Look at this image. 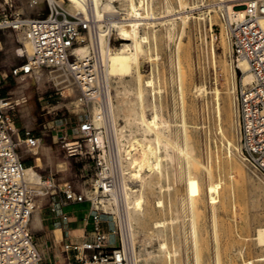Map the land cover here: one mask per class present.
I'll list each match as a JSON object with an SVG mask.
<instances>
[{
  "label": "rangeland",
  "instance_id": "374dc122",
  "mask_svg": "<svg viewBox=\"0 0 264 264\" xmlns=\"http://www.w3.org/2000/svg\"><path fill=\"white\" fill-rule=\"evenodd\" d=\"M26 1L0 0V17L6 15L9 18V13L23 17L41 16L47 13L48 6L52 3L49 0H41L42 4L39 8L34 7L29 10L25 6ZM104 1L106 0L102 2ZM111 1L114 8L116 7L120 12L122 11V5L127 2L126 0ZM154 1H156L155 11L163 9L165 1L176 9L182 4L184 6L183 12L176 13L174 16L183 14L186 19H184V23L180 18L176 19L172 39H168L165 35L163 25L156 23L154 28L159 29L161 34L157 43L159 57L153 59V61L144 59L143 62L144 74L142 80L150 75L151 70H153L154 78L161 82L163 88L160 93H156V100L161 103V112L169 122L167 137L173 160H164L167 162L168 167L171 164V168L169 167L168 176H165L168 179L165 177V179H162L163 182L168 181L170 183V188H164L158 193L162 196L163 205L156 206L157 195L152 194L149 189L146 190V201L143 205L145 212L143 225H138L133 221L131 223V229L134 233L133 251L136 255V263L264 264V242L259 241L257 237V229L264 225V176L246 162L241 152H237L234 159L241 167L242 173L240 176L232 173L234 186L230 185L231 182L229 181L231 179L228 176L230 169L225 153V143L219 133L220 120L215 111L217 101L214 90L215 87H218L221 90L220 104L224 108V114H227H225L226 117L224 115L222 118V125L228 137L240 146L237 92L241 84L242 74L236 68L235 89H230L229 66H234L237 60L232 56L225 31L226 10L221 5L225 2L221 0ZM242 1L244 0H234L232 2ZM121 16L123 14L117 12L109 14L108 26L112 23L111 21L117 20ZM104 18L105 16L101 22L107 26L105 21L107 19ZM210 19H212V25ZM138 29L142 33L144 30H148V25H139ZM19 32H12L8 28L0 29V72L9 71V67L26 58L24 52L20 60L18 57L17 62L12 65L9 64V54L17 52L16 50L22 47ZM84 35L85 41L78 45H89V35L88 33ZM220 36L226 37V46L220 42ZM120 37L121 34L113 29L110 34L111 45H120L124 41ZM180 37L183 50L179 61L183 66V73L186 74L182 84L185 88L183 99L179 95L177 76L176 42ZM212 39L217 55L216 64L213 63L211 55ZM151 47H153V44ZM89 48V52H91V46ZM94 52L97 57L95 50ZM50 71L52 70L42 69L44 75L40 81L35 80L34 73L25 80L12 77L7 81L9 83V94L14 99L20 100L25 97L26 100L17 104L13 110L15 125L20 135L28 129L42 137L34 155L26 152L23 154L25 164L28 166L33 164L34 157L37 168L30 167L28 169L29 174L33 175L36 169L42 173L55 174L59 177L61 184L69 182L73 185L92 186L95 179L99 178L100 175L99 168H95V163L97 164L99 161L101 164H107L106 176L112 179L113 186H119L121 180V168L118 161L120 151L121 154H125L123 153L124 150L126 148L130 149L128 143L132 140V137L140 136L139 125L129 119L127 120L128 123L125 122L124 111H121L122 99L130 100L134 96L132 93L133 81H129L130 76H127L121 79L111 78L107 84L104 79L99 78L95 85L98 86V94L90 98L82 95L74 85H71V87H74L71 90L69 87L64 86L68 84L67 82L56 83L57 80L52 77ZM198 85L203 89L197 90ZM6 86L3 89H6ZM115 93H117L116 96L118 94L120 96L118 95L119 97L116 98ZM121 94L124 97H121ZM108 96H110L112 105L114 104L113 107H117L114 109L115 121L107 117L104 112L107 107L106 99ZM93 107H98L97 109L102 111L103 114L102 123L95 124L96 127L100 128L103 137L98 157L95 156V159L92 160L85 157L79 158L77 155L67 156L60 146V136L67 131L69 138H72V135H76V127L79 123L84 120L94 121L95 112ZM183 117L187 122L189 143L194 148V155L198 163L195 168L191 167L194 214L197 227L196 249L193 244L189 222L187 183L184 174L186 164L182 158L180 123ZM117 128L122 130H117ZM71 129H74V134ZM127 175L125 176L127 185L137 189L139 187L138 182ZM118 195H120L119 190L116 191L115 197L117 201L120 199V203H123L124 199L118 197ZM108 197V195L103 196L101 203L107 204L106 198ZM116 204L117 212L114 209L113 214H105L103 227L105 230L115 227L117 234H121V237L127 243L129 239L127 240L126 233L130 229L126 228V221L122 222L121 219L122 211L120 208L123 209V207L120 206L119 201ZM103 208H106V206L104 205ZM43 212V225L45 227H50L51 222H56L58 227L62 228V232L60 230L59 234L60 238L78 240L88 216L89 202H73L59 212L53 211L51 206L45 205ZM171 216L174 218L173 221H169ZM164 218L168 220L166 219L163 230L157 237H154V240L148 242V234L155 231L154 220ZM38 233L39 231L33 233L34 239ZM49 238L48 247L53 253H56L55 249L56 246H59V243L54 237ZM161 239L166 241L167 249L171 253L169 257L163 255V260L159 259L161 256L159 245Z\"/></svg>",
  "mask_w": 264,
  "mask_h": 264
},
{
  "label": "built area",
  "instance_id": "2783aa9c",
  "mask_svg": "<svg viewBox=\"0 0 264 264\" xmlns=\"http://www.w3.org/2000/svg\"><path fill=\"white\" fill-rule=\"evenodd\" d=\"M244 2L254 12L239 19H230L226 14L224 25L232 56L236 60H246L252 74L251 81L241 83L237 92L240 152L246 162L264 176V29L261 25L264 0ZM85 4L87 12L92 14V5ZM121 10L114 8V11L106 12L105 21H108L109 14H123V7ZM90 27L94 28L92 19L71 15L54 2L41 16L23 17L9 13L8 18L3 15L0 17V29L8 28L17 33L26 28L33 48L29 56L11 67L10 74L18 79L29 76L34 69L58 71L70 79L82 95L95 97L98 94V86L95 85L100 74L98 55L95 56L92 46L91 52L85 56H79L75 51L76 45L85 41L84 34ZM17 104V99L10 94L3 95L0 88V264H137L134 260L132 262L134 254L127 251L126 240L117 234L116 228L105 230L103 227L105 214H113L114 209L117 212L118 201L124 208V202L120 203V199L117 201L115 197L116 191L124 188L113 186L112 179L106 176L107 164L95 163L100 175L92 186L61 184L55 174L36 169L30 176L23 154L32 155L42 137L28 129L20 135L13 117ZM71 131L75 133L74 129ZM102 141L100 128L91 120L79 123L72 138L67 131L59 138L67 156L77 155L92 160L98 157ZM29 166L37 168L34 157L33 164ZM107 195L106 202L113 200V205L103 208L102 197ZM73 202H89L80 239H57L61 259L43 256L31 227L34 210L40 204L49 205L53 211L59 212ZM120 210L122 222L127 221L123 209Z\"/></svg>",
  "mask_w": 264,
  "mask_h": 264
},
{
  "label": "bare ground",
  "instance_id": "6f19581e",
  "mask_svg": "<svg viewBox=\"0 0 264 264\" xmlns=\"http://www.w3.org/2000/svg\"><path fill=\"white\" fill-rule=\"evenodd\" d=\"M49 1L52 3L54 2L59 4L64 9H66L71 15L88 17V19H92V21L94 22V28L90 27L88 31V35L90 38L89 45L87 44L78 45L75 47V51L79 56H85L90 49L89 47L92 46V48L96 51L98 55V69L100 73L98 74V79L100 78L101 75V79H104V81L108 84V81L111 78L121 79L130 76L129 81L131 80L134 83L133 90L131 89L134 95L133 98L130 100L126 99L128 102L125 99H122V101L120 99L119 100L122 102L121 111L122 110L124 111L123 114L126 117L125 122L128 123L127 120L129 119L133 121L136 125H139L140 136L132 137V140L128 143L130 149L126 148L124 150L125 152H123L125 154H121L120 151L119 160H118L121 168V172H120L121 180L119 182V186H123L124 188L123 191H120V195H118V197L124 199L123 211H124V216L127 219L125 224H126V228L130 229V231L128 230V232L126 233V238L127 240L129 239V241H127L126 248L127 251H129L131 254H134L133 251L134 233L131 229V223L133 221L138 225H141L143 222L144 213H145L143 205L144 202L146 201L145 199L146 190L149 189L152 194L157 195L156 206L160 207L163 205L162 196L160 194L158 195V193L161 192L164 188L166 189L170 188V183L168 181L163 182L162 179L165 176H168L169 167L171 168L170 166L171 164L168 167L166 161L168 159H170L169 161L173 160V154L169 150L168 137H167L169 122L167 117L164 116V114L161 112L162 109L161 103L157 102L156 100V93L157 92L160 93L163 88L161 87V82L158 79L154 78L153 70H151L150 75H148L145 79L142 80V76L144 74L142 69L143 62L144 59L153 61V59L159 57L157 50V43L161 37V34L159 33V29L154 28L156 26V23L162 24L163 28L165 29V33H166L165 35L167 36L168 39H172L173 29L176 24V19L180 18L183 21V23H184V19H186V16L183 14L174 16L176 13L183 12L184 6L180 4L179 8L176 9L174 6H172L167 1H165V5L163 6V9L155 11L156 1L154 0H126L127 2L124 3V5H122L123 16H121L120 18L117 17L118 19L117 20L114 19L115 21L114 20L111 21L112 28L121 34L120 39L124 41H122L118 46H112L110 42V34L113 29L110 28L111 27L110 25L108 26L109 22L108 23L106 22L107 26L105 25V23L103 24L101 22L106 12L108 13L114 11V5L111 4L110 1L108 0L104 2H102L103 0L102 1L101 0H49ZM221 1L225 2L224 4L221 5L226 10V14L230 19H239L242 18L246 13L254 12L252 8L246 7L244 1L242 2H232L234 0H221ZM85 2L86 3L88 2L92 5L94 9L92 14H89L87 12V6ZM41 4H42L41 0H27L25 6L27 7V9L32 10V8L34 7L39 8ZM209 21L210 24L212 25V19H210ZM144 24L148 25V30H144L142 33H140L138 26ZM261 25L264 29V17L261 20ZM18 35L23 43V47L27 57L32 53L33 48H32V43L28 38L26 28H23V30H21L18 33ZM227 39L224 36H220V42L224 46L227 45ZM211 43H212L211 55H212L213 63L216 64L217 55L214 48L213 39ZM152 44L153 47H151ZM176 44H177V57H178L177 59V76L179 80L178 89H179L180 98L183 99L185 88L182 86V84L186 77V74L183 73L182 70L183 66L179 61V57L183 50L181 37L177 39ZM236 68H238L242 74L240 79L242 84H247L252 79V74L248 70L249 67L247 61L239 58L237 59L236 64L234 66L233 65L229 66L230 75H231L230 89H235ZM31 74L34 75L35 80L37 79L36 81H40V79L44 75L42 69H34L29 74V76H31ZM50 74H52V77L57 80L56 83L60 84L67 82L68 84H65L64 86L69 87L71 90L72 88H74L73 86L71 87V85L73 84L70 81V79L64 77V75L61 72L50 71ZM27 77H22L20 79L25 80ZM198 86L196 89L200 90L201 87ZM117 93H115L116 98L119 95L118 94L116 96ZM122 96L123 94H121V97ZM214 96L217 101L215 111L218 116V119L220 120L218 129L221 139L225 143L224 145L226 148L225 153L227 157L228 167L230 169L228 176L231 180L229 182H231L230 184L231 186H234V179L232 180L233 178L232 173H235L236 176H240L242 173L241 167L235 162L234 159V157L236 156L235 153L237 154V152L238 153L240 152V146L237 142L233 141L231 138L228 137L226 130L222 125V118L226 113L224 114V108L220 104V98H221L220 88L215 87ZM106 100H107V107L104 112L107 115V117H110L111 120L115 121L116 115L114 113V109L117 107L115 108L113 107L114 104L112 105L110 96H108ZM25 101L26 100L24 99V97H22L20 100L17 99L18 104L20 102L22 103ZM93 108L95 112L93 116V120H94L93 122L96 125H98L102 123L101 121L103 114L102 111L97 109L98 107L97 108L93 107ZM117 130L120 129L117 128ZM180 131L182 133V141H181L182 158L186 164V171L184 174L187 183L189 222L191 226V236H192L193 244L196 249L197 227H196V220L194 214V197H193L192 183H191V178H192L191 167L195 168L198 163L194 155V148L189 143V139H188L189 132L187 127V122L184 119V117L182 118L180 123ZM120 142H118V144H120ZM120 150L122 149L120 148ZM36 152H37V148L32 150L33 155ZM29 168L30 166H27V172ZM29 175L32 176L31 174ZM126 175L131 179H135L138 182L139 187L137 189L127 185V183L125 182ZM235 183L237 182L235 181ZM108 205H113V200H108V203L105 204V206L107 207ZM38 209H39V205L33 212L32 220H31V226L33 228H37L40 226V217L38 214ZM166 219L167 218L154 220L153 225L155 227V231H151L148 234L147 236L148 242L154 240V237H157V235L161 233L164 225L166 224V221L168 220ZM173 219L174 218L172 216L169 217V221H173ZM55 234H56V239H60L59 228L55 229ZM257 237L259 241H261L262 243L264 242V225L257 229ZM164 239H161L160 243L158 242L161 249V256L159 259H162L163 255L169 257V255L171 254L170 250L167 249V244L166 241H164ZM133 260L136 263V255H134L132 262Z\"/></svg>",
  "mask_w": 264,
  "mask_h": 264
},
{
  "label": "crops",
  "instance_id": "0c3cea01",
  "mask_svg": "<svg viewBox=\"0 0 264 264\" xmlns=\"http://www.w3.org/2000/svg\"><path fill=\"white\" fill-rule=\"evenodd\" d=\"M16 51L18 52V54H17V52L9 54V64H11V65L18 61V57H19V60L22 58V56L25 52L24 47H23V43H22V47L18 48ZM10 70H11V67H9V71L4 70V71L0 72V88H1V92L3 95H9V83L7 81L12 78V75L10 74ZM4 86H6L7 88L3 89ZM44 206L45 205H40V207L38 209V214L40 217V227L33 228L31 226L33 233L35 231H39L38 235H36V237H35V242H36V244H37V246H38V248H39V250L43 256H45V257L52 256L53 258L55 257V258L61 259L60 245L56 246L55 250L57 252L53 253L52 250H50L48 247L49 246L48 240L50 239L49 237H54V239L57 241L55 234H54L55 229L60 228V230L62 232V228L60 226L58 227V223H56V222L55 223L51 222L50 227H45L43 225L44 224V218H43ZM31 220H32V218H31Z\"/></svg>",
  "mask_w": 264,
  "mask_h": 264
}]
</instances>
